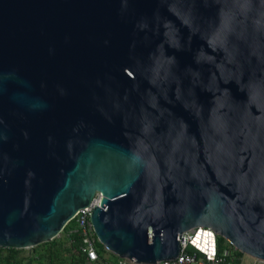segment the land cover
Masks as SVG:
<instances>
[{
  "label": "water",
  "instance_id": "water-1",
  "mask_svg": "<svg viewBox=\"0 0 264 264\" xmlns=\"http://www.w3.org/2000/svg\"><path fill=\"white\" fill-rule=\"evenodd\" d=\"M231 26L228 0H0V248L51 242L99 194L117 258L177 259L209 228L203 253L216 235L264 261V90Z\"/></svg>",
  "mask_w": 264,
  "mask_h": 264
},
{
  "label": "built area",
  "instance_id": "built-area-1",
  "mask_svg": "<svg viewBox=\"0 0 264 264\" xmlns=\"http://www.w3.org/2000/svg\"><path fill=\"white\" fill-rule=\"evenodd\" d=\"M100 202V195L96 194L92 199L88 208H82L79 210L74 218L69 222L72 224L66 231H63V234L67 238H71L73 242L74 236L77 237L78 252L83 255L88 264H97L100 262V254L97 247L98 240L96 238L95 232L90 223V215L95 206H98ZM68 223V224H69ZM200 237L198 242H194L198 229L192 231L184 232L178 237L180 241V251L177 259L167 260L158 262L156 264H258L259 262L254 260L245 262V260L238 261L236 255V250L224 240L221 247L218 246L217 239L215 235V243L213 250L209 248V242H205L203 253L200 249L197 248V244L201 245L203 242V232L206 231L209 234L212 233L209 228H203L200 230ZM206 238H209L207 235ZM212 251V252H211ZM101 257L104 259L100 264H137L134 261L117 258L114 260L112 254L107 252L104 247L101 253Z\"/></svg>",
  "mask_w": 264,
  "mask_h": 264
},
{
  "label": "clouds",
  "instance_id": "clouds-1",
  "mask_svg": "<svg viewBox=\"0 0 264 264\" xmlns=\"http://www.w3.org/2000/svg\"><path fill=\"white\" fill-rule=\"evenodd\" d=\"M228 8L232 15L229 38L241 58L240 82L264 90V0H228Z\"/></svg>",
  "mask_w": 264,
  "mask_h": 264
},
{
  "label": "trees",
  "instance_id": "trees-1",
  "mask_svg": "<svg viewBox=\"0 0 264 264\" xmlns=\"http://www.w3.org/2000/svg\"><path fill=\"white\" fill-rule=\"evenodd\" d=\"M72 224L69 223L65 226L63 231H66L67 228ZM73 242L71 238H61L54 239L49 243L41 244L44 247L42 253L37 256L36 259H40L45 264H88L83 255L78 252V244L79 241L77 237L74 236ZM224 240L222 238L217 239L218 246L221 247ZM97 247L100 254V264L104 259L101 257V253L103 251V246L100 243H97ZM37 250L34 248V255L37 253ZM238 261L243 256L240 252H236ZM20 250L15 249H4L0 248V264H27L28 261H32L33 256H27L25 258L19 257ZM38 254V253H37ZM33 255V254H32ZM114 260H117L115 256H113Z\"/></svg>",
  "mask_w": 264,
  "mask_h": 264
},
{
  "label": "rangeland",
  "instance_id": "rangeland-1",
  "mask_svg": "<svg viewBox=\"0 0 264 264\" xmlns=\"http://www.w3.org/2000/svg\"><path fill=\"white\" fill-rule=\"evenodd\" d=\"M61 236H63V231L55 239H60ZM43 249H44V247L41 246V245L35 247V250H37L36 252L38 253V254L36 253L35 255H34V252H33L34 251V248L33 249H23V250H20V255H21L22 258H25L27 256L29 257V255L33 256V259L31 261L32 262L31 264H45L40 259H36L37 256H39V254L42 253V250Z\"/></svg>",
  "mask_w": 264,
  "mask_h": 264
},
{
  "label": "crops",
  "instance_id": "crops-1",
  "mask_svg": "<svg viewBox=\"0 0 264 264\" xmlns=\"http://www.w3.org/2000/svg\"><path fill=\"white\" fill-rule=\"evenodd\" d=\"M61 238H66V239H68L64 234H63V236H61ZM29 256H31V255H29ZM19 257H21V255L19 254ZM249 257V256H248ZM243 258V259H242ZM250 258V261L252 262V261H254L255 259L254 258H252V257H249ZM245 260V262L247 263V262H249V259L247 258V257H245V255H243L241 258H240V260ZM256 261H258V260H256ZM259 263L258 264H264V262H262V261H258ZM32 262L31 261H28V263L27 264H31Z\"/></svg>",
  "mask_w": 264,
  "mask_h": 264
},
{
  "label": "bare ground",
  "instance_id": "bare-ground-1",
  "mask_svg": "<svg viewBox=\"0 0 264 264\" xmlns=\"http://www.w3.org/2000/svg\"><path fill=\"white\" fill-rule=\"evenodd\" d=\"M250 257V256H249ZM253 258V257H252ZM255 259V258H254ZM256 260V259H255ZM262 262H264V261H262Z\"/></svg>",
  "mask_w": 264,
  "mask_h": 264
}]
</instances>
